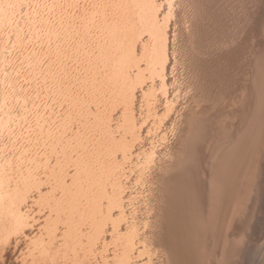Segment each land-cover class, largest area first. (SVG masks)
I'll return each instance as SVG.
<instances>
[{
  "label": "rangeland",
  "instance_id": "rangeland-1",
  "mask_svg": "<svg viewBox=\"0 0 264 264\" xmlns=\"http://www.w3.org/2000/svg\"><path fill=\"white\" fill-rule=\"evenodd\" d=\"M0 8V264H264V0Z\"/></svg>",
  "mask_w": 264,
  "mask_h": 264
},
{
  "label": "bare ground",
  "instance_id": "bare-ground-1",
  "mask_svg": "<svg viewBox=\"0 0 264 264\" xmlns=\"http://www.w3.org/2000/svg\"><path fill=\"white\" fill-rule=\"evenodd\" d=\"M32 1L34 2L35 0H32ZM57 1H58V0H57ZM62 1H63V0H62ZM68 1H71V0H68ZM74 1H75V0H74ZM49 2H50V1H49ZM65 2H66V1H65ZM11 3H13V2H11ZM24 3H25V2H24ZM38 3H39V2H38ZM78 3H79V1H78ZM78 3H77V4H78ZM60 4L62 5V3H60ZM66 4L69 5L68 3H66ZM153 4H154V2H153ZM11 5H12V4H11ZM41 5H42V4H41ZM55 5H56V4H55ZM67 5H66V6H67ZM150 5H151V4H150ZM154 5H155V4H154ZM9 6H10V5H9ZM52 6H53V5H52ZM57 6H58V5H57ZM64 6H65V5H64ZM64 6H63V8H64ZM77 6H78V5H77ZM152 6H153V5H152ZM4 7H5V6H4ZM13 7H14V6H13ZM39 7H40V6H39ZM59 7H61V6H59ZM70 7H71V5H70ZM5 8H6V7H5ZM57 8H58V7H57ZM151 8H152V7H151ZM0 9H2V8H0ZM3 9H4V8H3ZM7 9H9V7H8ZM10 9H11V6H10ZM10 9L8 10V12H10L8 15L11 14V10H10ZM36 9H37V8H36ZM39 9H42V7L39 8ZM64 9H65V8H64ZM148 9H149V8H148ZM158 9H159V8H158ZM12 10H13V9H12ZM33 10H34V9H33ZM43 10H44V9H43ZM149 10H150V9H149ZM149 10H148V11H149ZM152 10H153V9H152ZM2 11H3V10H2ZM19 11H20V9H19ZM72 11H73V10H72ZM3 12H4V11H3ZM3 12H2V13H3ZM5 12H6V11H5ZM35 12H36V10H35ZM37 12H38V11H37ZM46 12H47V11H46ZM69 12H70V11H69ZM31 13H32V11H31ZM31 13H30V15H31ZM41 13H42V12H41ZM63 13H64V12H63ZM4 14H5V13H4ZM6 14H7V13H6ZM152 14H153V12H152ZM1 15H2V14H1ZM1 15H0V16H1ZM8 15H6V16H8ZM12 15L14 16V14H12ZM18 15H19V14H18ZM20 15H21V14H20ZM27 15H29V14H27ZM30 15H29L28 17H30ZM33 15H34V13H33ZM39 15H40V16H43V14H39ZM44 15H45V12H44ZM80 15H81V14H80ZM156 15H157V14H156ZM4 16H5V15H4ZM36 16H37V15H36ZM72 16H73V15H72ZM8 17H9V16H8ZM18 17H19V16H18ZM0 18H1V17H0ZM6 18H7V17H6ZM6 18H5V19H6ZM31 18H32V17H31ZM34 18H35V17H34ZM37 18H39V17H37ZM43 18H44V17H43ZM71 18H72V17H71ZM5 19H4V20H5ZM10 19H11V18H10ZM10 19H9V21H10ZM13 19H15V18L13 17ZM13 19H12V20H13ZM27 19H28V18H27ZM40 19H41V18H40ZM40 19H38V21H40ZM73 19H74V18H73ZM88 19H89V18H88ZM91 19H92V18H91ZM155 19H156V18H154V20H155ZM17 20H18V19H17ZM36 20H37V19H36ZM47 20H48V19H47ZM61 20H62V19H61ZM1 21H2V23H3V20H1ZM33 21H35V20H33ZM33 21H32V22H33ZM45 21H46V20H45ZM85 21H86V20H85ZM6 22H8V21H6ZM46 22H47V21H46ZM46 22H44V23H46ZM87 22H88V21H87ZM35 23H36V21H35ZM67 23H68V22H67ZM32 24H34V23H32ZM47 24H48V23H47ZM47 24H46V25H47ZM61 24H63V23H61ZM0 25H2V24L0 23ZM43 25H44V24H43ZM46 25H45V28H46ZM68 26H69V25H68ZM68 26H67V27H68ZM156 26H157V23H156ZM158 27H159V26H158ZM38 28H39V27H38ZM64 28H65V27H64ZM83 28H84V27H83ZM42 29H43V28H42ZM50 29H51V28H50ZM69 29H70V28H69ZM17 30H18V29H17ZM47 30H48V29H46V31H47ZM155 30H156V28H155ZM160 30H163V29H160ZM51 31H52V29H51ZM70 31H71V30H70ZM163 31H164V30H163ZM19 32H20V31H19ZM52 32H53V31H52ZM67 32H68V31H67ZM154 32H155V31H154ZM159 32H160V31H159ZM1 33H2V32H1ZM88 33H89V31H88ZM40 34H41V33H40ZM89 34H90V33H89ZM158 34H159V33H158ZM164 34H165V33H164ZM56 35H57V34H56ZM65 36H66V35H65ZM163 37H165V36L163 35ZM166 37H167V36H166ZM4 38H5V37H4ZM87 38H88V37H87ZM1 39H2V38H1ZM63 39H64V38H63ZM163 39H164V38H163ZM6 40H7V39H6ZM166 40H167V39H166ZM1 41H2V40H1ZM58 43H59V42H58ZM0 45H1V44H0ZM29 57H30V56H29ZM8 60H9V59H8ZM10 60H11V58H10ZM37 60H38V59H37ZM37 60H35V61H37ZM36 67H37V66H36ZM13 68H14V67H13ZM4 70H5V69H4ZM9 72H10V71H9ZM11 74H12V73H11ZM11 74H10V77H11ZM7 78H8V77H7ZM56 78H57V77H56ZM0 80H2V79H0ZM11 80H12V77H11ZM13 80H14V79H13ZM8 81H10V80H8ZM10 82H11V81H10ZM10 82H9V84H11ZM13 83H14V82H13ZM13 83H12V84H13ZM11 86H12V85H11ZM13 89H14V88H13ZM19 89H20V87H19ZM19 91H20V90H19ZM19 91H18V94H20ZM16 92H17V91H16ZM32 93H33V92H32ZM38 93H39V92H38ZM18 94H17V96H18ZM25 95H26V94H25ZM17 96H16V97H17ZM18 97H19V96H18ZM18 97H17V98H18ZM22 97H23V96H22ZM2 98H3V96H2ZM4 99H5V97H4L3 99H1L2 102H0V104L3 103V100H4ZM6 100H7V99H5L4 101H6ZM30 100H31V99H30ZM7 103H8V102H7ZM31 103H32V102H31ZM3 106H4V105H3ZM7 106H8V105H7ZM31 107H32V106H31ZM170 107H171V106H170ZM13 108H14V107H13ZM0 109H2V108H0ZM6 109H7V108H5V110H6ZM7 111H8V109H7ZM7 111H6V112H7ZM9 111H10V105H9ZM42 112H43V111H42ZM1 113H2V116H3V114L5 115L4 111L1 112ZM8 113H9V112H8ZM8 113L6 114V115H7V118L10 117V116H8L10 113H9V114H8ZM53 113H54V112H53ZM6 115H5V117H6ZM11 115H12V112H11ZM14 115H15V114H14ZM14 115H13V116H14ZM0 116H1V114H0ZM13 116H12V117H13ZM15 118H16V116H15ZM48 118H49V117H48ZM5 119H6V118H5ZM9 119H10L9 121L13 124V122H12V121H13L12 118L10 117ZM18 119H19V118H18ZM44 119H45V118H44ZM0 120H1V117H0ZM11 120H12V121H11ZM50 120H51V118H50ZM48 121H49V120H48ZM3 122H5V120H4ZM6 122H7V120H6ZM10 122H9V123H10ZM20 123H21V122H20ZM44 123H46V122H44ZM0 124H1V123H0ZM25 124H26V123H25ZM6 125H8V124L6 123ZM6 125H5V127H6ZM22 125H23V124H22ZM42 125H43V124H42ZM9 126H11V124H10ZM14 127H15V126H14ZM14 127H13V128H14ZM2 128H3V127H2ZM2 128H1V129H2ZM134 128H135V127H134ZM1 129H0V131L3 130V129H2V130H1ZM4 129H5V128H4ZM8 129H9V127L7 128V130H8ZM11 129H12V127L10 128V130H11ZM18 129H19V128H18ZM7 130H6V131H7ZM6 131H5V132H6ZM8 131H9V130H8ZM8 131H7V132H8ZM11 131H13V130H11ZM11 131H10L9 133H11ZM45 134H46V133H45ZM0 135H1V133H0ZM1 136H2V135H1ZM1 138H2V137H1ZM2 139H3V138H2ZM2 139H1V140H2ZM13 140H14V139H13ZM2 144H3V143H2ZM3 150H4V149H3ZM3 150H2V151H3ZM2 151H1V152H2ZM3 152H4V151H3ZM154 152H155V151H154ZM19 153H20V152H19ZM152 153H153V152H152ZM126 154H127V153H126ZM0 155H1V154H0ZM1 156H2V155H1ZM3 156H4V155H3ZM125 156H127V155H125ZM9 157H10V156H9ZM0 158H3V157H0ZM4 158H5V157H4ZM8 159H9V158H8ZM150 159H151V158H150ZM1 160H2V159H0V161H1ZM5 160H6V159H5ZM5 160H4V161H5ZM146 160H147V159H146ZM2 161H3V160H2ZM10 162H11V160H10ZM116 162H117V161H116ZM124 162H125V161H124ZM149 162H150V161H149ZM4 163H9V161H6V162H4ZM4 163H3V162H2V163L0 162V164H4ZM113 163H115V162H113ZM113 163H112V164H113ZM117 164H118V162H117ZM9 165H10V163H9ZM5 166H6V165H5ZM120 166H121V164H120ZM1 167H2V168H0V169L3 170V169H4V168H3L4 165H2ZM11 167H13V166L11 165ZM11 167H10V169H11ZM16 167H17V166H16ZM121 167H122V166H121ZM5 168H6V167H5ZM7 168H8L7 170H9V167H8V166H7ZM139 168H140V167H139ZM122 169H123V168H120V170H122ZM116 170L118 171V169H116ZM0 171H1V170H0ZM4 171H6V170H4ZM4 171H1L0 173H2V172H4ZM7 172H8V171H6L5 173H7ZM8 173H9V172H8ZM120 173H122V171H120ZM2 175H3V174H2ZM2 175H0V179L3 180L5 177L2 178V177H1ZM8 175H9V174H8ZM116 175H118V174H116ZM120 175H121V174H120ZM5 176H6V175H5ZM118 177H119V176H118ZM6 179H10V178H9V177H8V178L6 177ZM2 180H1V181H2ZM4 180H5V179H4ZM1 181H0V182H1ZM5 181H6V180H5ZM5 181H4V183L6 184V186H7V188H8V185H7V183H6ZM8 182H9V181H8ZM0 184H1V183H0ZM122 185H123V184H122ZM0 186H3V184L0 185ZM5 188H6V187H5ZM7 188H6V189H7ZM121 188H122V187H121ZM119 189H120V188H119ZM2 191H4V190H2ZM9 191H10V190H9ZM9 191L7 192L8 194H10ZM11 191H12V190H11ZM4 192H5V191H4ZM7 193H5V194L2 193V194L5 195V196H3V198L6 197V194H7ZM2 194H1V192H0V196H1V197H2ZM8 196H10V195H7V198H8ZM1 201H2V200L0 199V202H1ZM3 201H4V200H3ZM5 201H6V200H5ZM1 203H2V202H1ZM1 203H0V205H1ZM3 206H4V204H3ZM3 206H2V207H3ZM2 207H1V208H2ZM15 208H16V207H15ZM16 210H17V209H16ZM20 211H21V210H19V214H17L18 211H17V212L15 211L16 214H17V216L19 217V216L21 215L24 219H26L28 214L25 215V212H24V211H21V212H23V213H21ZM1 214H3V209H2V213H1ZM17 216H15V217H17ZM21 216H20V217H21ZM24 219H23V220H24ZM21 221H22V220H21ZM24 222H25V220H24Z\"/></svg>",
  "mask_w": 264,
  "mask_h": 264
}]
</instances>
